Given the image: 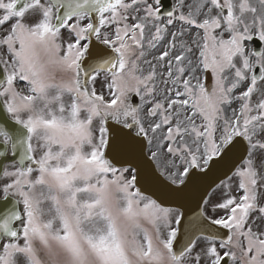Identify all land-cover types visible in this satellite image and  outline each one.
<instances>
[{"label": "snow or ice", "instance_id": "1", "mask_svg": "<svg viewBox=\"0 0 264 264\" xmlns=\"http://www.w3.org/2000/svg\"><path fill=\"white\" fill-rule=\"evenodd\" d=\"M0 146V264H264V0H0Z\"/></svg>", "mask_w": 264, "mask_h": 264}, {"label": "water", "instance_id": "2", "mask_svg": "<svg viewBox=\"0 0 264 264\" xmlns=\"http://www.w3.org/2000/svg\"><path fill=\"white\" fill-rule=\"evenodd\" d=\"M0 151H4L3 147L0 146ZM0 159H3L2 157H0ZM11 162V161H8ZM6 162V163H8ZM209 182L205 181L202 182L200 185H198L196 188H194L189 195L185 198L184 201H182L181 203H183V208L185 211H187L188 213H192V210L195 208V202L197 199L200 198V196L204 193L205 188L207 187V184ZM163 199L166 200V206L168 207H175L176 206V201L167 198V197H162ZM206 198V197H205ZM12 203L11 198L8 201H3L0 200V208L5 207L6 205H10Z\"/></svg>", "mask_w": 264, "mask_h": 264}, {"label": "flooded vegetation", "instance_id": "3", "mask_svg": "<svg viewBox=\"0 0 264 264\" xmlns=\"http://www.w3.org/2000/svg\"><path fill=\"white\" fill-rule=\"evenodd\" d=\"M6 2H7V0H6Z\"/></svg>", "mask_w": 264, "mask_h": 264}]
</instances>
